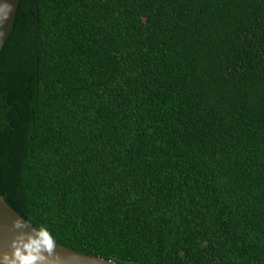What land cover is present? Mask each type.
<instances>
[{"label": "trees", "instance_id": "trees-1", "mask_svg": "<svg viewBox=\"0 0 264 264\" xmlns=\"http://www.w3.org/2000/svg\"><path fill=\"white\" fill-rule=\"evenodd\" d=\"M0 194L119 264H264V0H20Z\"/></svg>", "mask_w": 264, "mask_h": 264}, {"label": "water", "instance_id": "water-1", "mask_svg": "<svg viewBox=\"0 0 264 264\" xmlns=\"http://www.w3.org/2000/svg\"><path fill=\"white\" fill-rule=\"evenodd\" d=\"M20 0H0V49L6 42L13 27ZM19 221L20 226L14 227ZM40 231L19 215L0 194V260L6 264H15L14 249L23 243H28L33 255L37 257L36 264H119L114 260L90 256L52 240L48 251L43 244L44 237ZM45 235V234H44ZM35 240V243H33Z\"/></svg>", "mask_w": 264, "mask_h": 264}, {"label": "clouds", "instance_id": "clouds-1", "mask_svg": "<svg viewBox=\"0 0 264 264\" xmlns=\"http://www.w3.org/2000/svg\"><path fill=\"white\" fill-rule=\"evenodd\" d=\"M21 223L17 221L14 227L20 226ZM44 237L43 244L46 246L42 251H48L51 249L52 244L48 236L44 235L43 232L40 233ZM35 243V240H33ZM34 250L31 249L28 243H23L19 248L14 249L15 264H36L37 257L32 254ZM0 264H6L5 260H0Z\"/></svg>", "mask_w": 264, "mask_h": 264}]
</instances>
